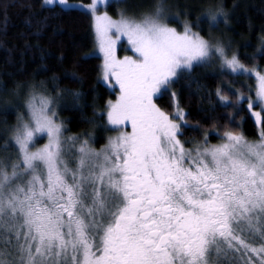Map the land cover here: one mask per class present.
<instances>
[{
  "label": "snow or ice",
  "instance_id": "6c2138e0",
  "mask_svg": "<svg viewBox=\"0 0 264 264\" xmlns=\"http://www.w3.org/2000/svg\"><path fill=\"white\" fill-rule=\"evenodd\" d=\"M101 6L109 0L87 5L99 78L119 94L100 115L117 135L99 150L66 137L55 99L27 86L25 113L13 125L0 122V148L16 150L15 159H0V264H264V71L178 15L182 30L170 26L163 0L138 16L120 9L115 19ZM221 20L222 5L209 3L196 27ZM122 39L133 55H117ZM213 58L228 74L255 79V99L236 90L232 103L219 87L215 95L237 114L246 102L259 139L225 131L214 145L205 131L186 148L180 137L191 125L171 86ZM20 88L0 96V112L15 110L8 97L18 98ZM165 94L172 113L156 103ZM41 137L47 142L37 147Z\"/></svg>",
  "mask_w": 264,
  "mask_h": 264
},
{
  "label": "trees",
  "instance_id": "16d2710c",
  "mask_svg": "<svg viewBox=\"0 0 264 264\" xmlns=\"http://www.w3.org/2000/svg\"><path fill=\"white\" fill-rule=\"evenodd\" d=\"M156 2L112 0L106 10L113 17H118L120 9H128L129 15L138 16ZM163 2L168 12L190 21L193 29L206 38L232 41L233 50L246 67L258 66L264 70V55L257 51L261 48L260 38L264 37V0ZM209 3L222 5L227 22L221 20L218 26L211 28L201 22L196 27L197 18ZM171 23L179 25L175 20ZM91 25L90 13L82 9L65 10L59 5H45L43 0H0V96L21 86L18 98L8 97L16 103L15 110L0 112V122L6 120L9 125L15 124L17 113L24 109L27 86L34 84L37 91L59 100L66 135L87 138L95 148L107 143L113 131L109 130L106 118L102 119L100 113L105 111L109 100L117 98L118 89H111L99 78L102 60L91 53L95 46ZM122 52L120 49L119 53ZM253 56L255 59H251ZM218 87L232 103L236 101V90L254 97V79L216 71L211 63L194 67L191 74L185 73L171 86L191 125L183 129L184 134L180 137L186 147L202 142L205 131L209 132V140L213 142L225 131L243 132L247 137L257 138L258 127L247 111L246 102L237 114V109L218 100L215 95ZM75 93H79L78 99ZM156 103L169 113L174 111L169 94L157 98ZM229 114L233 115L232 120L228 119ZM9 151L16 154L14 147L7 151L0 148V154Z\"/></svg>",
  "mask_w": 264,
  "mask_h": 264
},
{
  "label": "rangeland",
  "instance_id": "374dc122",
  "mask_svg": "<svg viewBox=\"0 0 264 264\" xmlns=\"http://www.w3.org/2000/svg\"><path fill=\"white\" fill-rule=\"evenodd\" d=\"M109 1H112V0H109ZM68 3L70 4V5H76L77 7H75V8H78V9H82V10H84V11H87L88 13H89V11L87 10V5H89L90 3H84V2H81V1H71V0H68ZM55 5H58V4H55ZM80 5H83L84 7H79ZM49 6H52V5H49ZM106 10V8H104L103 6H101V8H100V11L101 12H103V11H105ZM107 11V10H106ZM165 14H166V16L167 17H169V19L167 20V22L169 23V25L170 26H172V27H176L178 30H182V26H181V23H179V25H176V24H173V23H171V21L172 20H175V19H173L172 17H175V16H177L176 14H174V13H172V12H168L166 9H165ZM110 15V14H109ZM111 16V15H110ZM113 17V16H112ZM114 19L115 18H119V16L118 17H113ZM179 19H180V17H179ZM176 21V20H175ZM180 21H184L183 19H180ZM194 31H196L195 29H193ZM93 35H94V32H93ZM206 38V37H205ZM210 39V41L212 42V43H216L217 41H219V42H221V43H223L227 48H229V50L230 51H234L233 50V45H232V43L230 42V41H227V42H225V41H221L220 39H214V38H209ZM94 40H95V36H94ZM120 49H123V52L122 53H119V50ZM93 55H97V56H99L100 58H101V60H102V57L100 56V54L96 51V43H95V46H94V48H93V51L91 52ZM117 55L120 57V58H123V56H125V55H128V56H131V55H133V53H132V51L129 49V47H128V45H127V42H126V40H121L120 41V43L117 45ZM102 63H103V61H102ZM211 65H212V67H213V69L214 70H216V71H224V72H226L225 70H223V69H221V67H220V63H219V61L217 60V59H215V58H213V60H212V62H211ZM255 68H258V69H260L258 66H256ZM261 70V69H260ZM262 71H264V70H262ZM235 75V74H234ZM243 76H245L247 79H249V78H252V77H250V76H248V75H243ZM252 79H254V78H252ZM101 81L104 83V84H106L102 79H101ZM254 83H255V85H256V81H255V79H254ZM107 85V84H106ZM108 87H110L109 85H107ZM111 89H113L112 87H110ZM255 91V90H254ZM119 94V93H118ZM118 94H117V96H118ZM26 99V98H25ZM55 99V110H56V112H57V114H58V117H59V121H61V122H63V120H62V118H61V115H60V102H59V100L58 99H56V98H54ZM253 99H255V96L253 97ZM116 100V99H115ZM115 100H113V102L115 101ZM254 110H256V111H259L260 109L259 108H255ZM25 108L23 109V111H21V113L20 114H24L25 113ZM64 125V124H63ZM257 127H258V136H257V138H250V137H247L243 132H240L241 134H243L244 135V137L247 139V140H249V141H255V140H258L259 139V126L257 125ZM65 128V127H64ZM64 135L66 136V137H71L72 135H66V132L64 133ZM115 135H117V133L115 132V131H113V134H110V136L109 137H111V136H115ZM222 136V135H221ZM221 136H220V139L219 140H217V141H215V142H213V141H210L209 140V143H211V144H220V143H222L223 141H222V139H221ZM208 139H209V132H208ZM203 141V140H202ZM47 142V139H46V137H41V138H39L38 140H37V143H36V146L37 147H40V146H42L44 143H46ZM194 144H196V143H194ZM90 145L93 147V145L90 143ZM106 145V144H105ZM103 147V146H102ZM101 147V148H102ZM191 147H193V146H191ZM191 147H187V148H191ZM68 148V146L66 145V149ZM94 149H96V150H99V149H101V148H95V147H93ZM10 153H13V154H10ZM16 153V152H15ZM15 155L16 154H14V152L13 151H9V153H1L0 154V159H4V158H6L7 156H11L13 159H15ZM66 159L69 161V166L70 167H73L74 165L72 164V159H73V154H71V153H67L66 152Z\"/></svg>",
  "mask_w": 264,
  "mask_h": 264
},
{
  "label": "flooded vegetation",
  "instance_id": "af4514ba",
  "mask_svg": "<svg viewBox=\"0 0 264 264\" xmlns=\"http://www.w3.org/2000/svg\"><path fill=\"white\" fill-rule=\"evenodd\" d=\"M127 130H129L130 131V128L129 129H127ZM186 147V146H185ZM187 148V147H186Z\"/></svg>",
  "mask_w": 264,
  "mask_h": 264
}]
</instances>
